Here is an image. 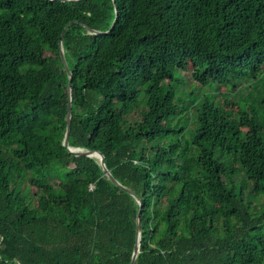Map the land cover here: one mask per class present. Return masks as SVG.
Listing matches in <instances>:
<instances>
[{
    "label": "trees",
    "instance_id": "trees-1",
    "mask_svg": "<svg viewBox=\"0 0 264 264\" xmlns=\"http://www.w3.org/2000/svg\"><path fill=\"white\" fill-rule=\"evenodd\" d=\"M262 82L264 0H0V264H131L122 186L136 264H264Z\"/></svg>",
    "mask_w": 264,
    "mask_h": 264
},
{
    "label": "water",
    "instance_id": "water-1",
    "mask_svg": "<svg viewBox=\"0 0 264 264\" xmlns=\"http://www.w3.org/2000/svg\"><path fill=\"white\" fill-rule=\"evenodd\" d=\"M62 1H71V2H78V1H84V0H62ZM74 22H70L66 28L65 31L73 24ZM64 31V32H65ZM90 31L92 33H96L98 31L91 29ZM64 32L61 35V38L64 34ZM60 47H61V57L63 60V63L65 65V68L70 76V81H69V87H70V92L72 90V77H73V73L71 71V69L68 66L67 63V59L65 56V52H64V48H63V44H62V40L60 41ZM72 97H70V102L68 105V114H67V127H66V134H65V138H64V145L69 149L70 152H72L74 155L76 156H90V157H95L99 160L101 166L103 167L104 171L106 172V174L114 181L116 182L118 185L122 186L114 177V175L112 174L111 170L107 167L106 165V159H105V155L98 150H91V149H86V148H82V147H73L70 145V135H71V129H72ZM125 190H127L129 193H131L132 195H134L137 199V201L140 203V210L138 213V217H137V242L135 244L134 247V252H133V256H132V261L131 264H136V260L137 257L140 253V246H141V231H142V219H141V215H142V201L141 199L136 196L132 190H130L127 187L122 186Z\"/></svg>",
    "mask_w": 264,
    "mask_h": 264
},
{
    "label": "rangeland",
    "instance_id": "rangeland-1",
    "mask_svg": "<svg viewBox=\"0 0 264 264\" xmlns=\"http://www.w3.org/2000/svg\"><path fill=\"white\" fill-rule=\"evenodd\" d=\"M236 81L242 84V86H249L250 84H252V80H250L247 75H245L244 77ZM176 83H178L177 90H178L179 97L185 94L184 96L185 105L188 104L189 101H191L192 99H197L198 101H200L206 95L208 97H212L213 94L216 92L215 86L213 84H207L205 86H200V84L194 81V79L192 78V74H191V66L188 67V69L186 70H180V69L174 70L173 84H176ZM262 83L264 84V82ZM241 89L243 90L244 88H241ZM247 93H249V91L244 90L243 94H247ZM225 95L228 96V99H227V101H229L228 107L231 108L232 105H230V103L233 102L234 100L232 92L229 91L228 88L226 87H222L219 91H217L218 99L221 102H224ZM235 97L237 100H240L242 97V94L235 96ZM233 108L235 112L238 110V106L236 104L234 105Z\"/></svg>",
    "mask_w": 264,
    "mask_h": 264
}]
</instances>
